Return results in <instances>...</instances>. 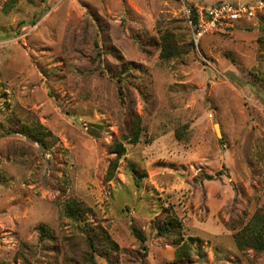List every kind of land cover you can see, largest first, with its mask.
<instances>
[{
  "label": "rangeland",
  "instance_id": "rangeland-1",
  "mask_svg": "<svg viewBox=\"0 0 264 264\" xmlns=\"http://www.w3.org/2000/svg\"><path fill=\"white\" fill-rule=\"evenodd\" d=\"M257 1L0 0V264H264L233 239L264 206V7L197 44L186 18ZM166 33L186 50L169 60ZM133 113L139 140L106 179ZM70 199L117 250L90 255ZM169 215L175 239L154 230Z\"/></svg>",
  "mask_w": 264,
  "mask_h": 264
},
{
  "label": "trees",
  "instance_id": "trees-1",
  "mask_svg": "<svg viewBox=\"0 0 264 264\" xmlns=\"http://www.w3.org/2000/svg\"><path fill=\"white\" fill-rule=\"evenodd\" d=\"M189 8L192 11L193 20L196 21L195 8L192 5H190ZM29 21L31 25H34L37 22V17L35 16ZM193 44L194 43L191 40L189 43L191 49L194 47ZM185 51L184 46H182L177 39H175L174 35L170 33L162 35L161 50L159 54L160 58L169 60L172 57L180 56ZM128 68H134V64L132 62H121L120 74L125 70L128 71ZM123 79V75L116 76L117 83L121 82ZM132 117L134 123H132L131 129L127 131V133H121L120 141L118 139H114L112 141L110 153L114 156L109 160L106 179H110L114 175L119 158L125 154L126 148L122 141L126 140L129 143H136L139 140L141 134L140 119L134 113ZM37 131H39V129L31 128L30 133H36ZM176 137L178 139L182 138L180 131L176 132ZM206 177L209 179L213 178L211 175H206ZM88 212H90V209L84 206L82 202L75 199H70L64 204L63 215L72 222L76 223L77 229L84 234L85 244L89 249L91 256L100 254V252H98L99 245L109 250H117L116 243L111 239L107 232L102 229L95 231V227L89 225L86 218ZM179 229H181V223L173 215L166 216L161 221H157L154 226V230L158 236L171 239H175L179 235ZM132 230L133 234L140 241L141 246L145 248V245L143 244L145 240L143 233L135 228H132ZM233 239L235 246L239 251H246L248 249H252L255 252L264 251V206L257 208L246 224L234 232ZM196 240L197 239L190 237L187 242L182 244L179 243L180 238L175 240L174 244L178 245L175 254L176 257L178 259L184 258L189 245Z\"/></svg>",
  "mask_w": 264,
  "mask_h": 264
},
{
  "label": "built area",
  "instance_id": "built-area-1",
  "mask_svg": "<svg viewBox=\"0 0 264 264\" xmlns=\"http://www.w3.org/2000/svg\"><path fill=\"white\" fill-rule=\"evenodd\" d=\"M263 7L264 0H259L253 4L222 2L206 10L203 7L199 9L194 7L196 21L192 18L191 9L186 8L187 23L192 30L194 43L197 44L201 36L208 31L211 32L219 28L229 29L239 18L248 19Z\"/></svg>",
  "mask_w": 264,
  "mask_h": 264
},
{
  "label": "bare ground",
  "instance_id": "bare-ground-1",
  "mask_svg": "<svg viewBox=\"0 0 264 264\" xmlns=\"http://www.w3.org/2000/svg\"><path fill=\"white\" fill-rule=\"evenodd\" d=\"M215 128L217 129V131H218V128H217V126L215 125Z\"/></svg>",
  "mask_w": 264,
  "mask_h": 264
},
{
  "label": "water",
  "instance_id": "water-1",
  "mask_svg": "<svg viewBox=\"0 0 264 264\" xmlns=\"http://www.w3.org/2000/svg\"><path fill=\"white\" fill-rule=\"evenodd\" d=\"M218 132V131H217ZM219 133V132H218Z\"/></svg>",
  "mask_w": 264,
  "mask_h": 264
}]
</instances>
